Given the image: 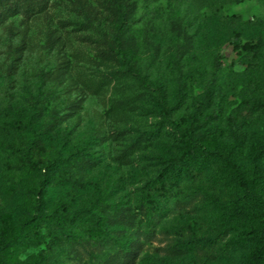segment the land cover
I'll use <instances>...</instances> for the list:
<instances>
[{
	"label": "rangeland",
	"instance_id": "1",
	"mask_svg": "<svg viewBox=\"0 0 264 264\" xmlns=\"http://www.w3.org/2000/svg\"><path fill=\"white\" fill-rule=\"evenodd\" d=\"M135 2L124 37L128 52L134 51L135 73L105 52L114 44L112 0H37L40 10L11 13L0 24V213L12 226L31 210L40 167L51 158L66 160L51 187L50 209L60 202L94 203L108 211L113 205L131 206L140 223L144 186L159 168L152 156L168 154L180 143L192 101L213 75L215 59L225 94L221 115L205 126L206 142L224 149L230 144L229 114L236 108L247 140L238 161L251 171L253 139L264 134V0ZM235 31L240 36L232 43ZM180 84L187 88V102L169 113L166 107ZM73 103L79 106L70 107ZM10 105L28 115L40 111V117L29 128H15ZM212 109L213 103L204 114ZM50 122L52 133L42 136ZM36 136L41 148L33 144ZM78 148L86 149L87 164L67 160ZM15 163L27 167L16 169ZM226 172L225 163L215 162L183 185L225 198L230 194L223 184ZM214 211L210 202L195 213L171 210L160 227L187 223L194 232L213 233L219 227ZM256 221L251 209L222 224L230 242L216 256L167 255L157 248L165 241L155 240L145 245L136 264H250L256 248L241 230ZM38 250L28 247L19 257H34Z\"/></svg>",
	"mask_w": 264,
	"mask_h": 264
},
{
	"label": "trees",
	"instance_id": "2",
	"mask_svg": "<svg viewBox=\"0 0 264 264\" xmlns=\"http://www.w3.org/2000/svg\"><path fill=\"white\" fill-rule=\"evenodd\" d=\"M115 24L114 44L106 50L112 58L127 64V71L136 72L134 51L128 52L125 34L136 8L135 0H112ZM37 0H0V24L11 13L24 12L32 15ZM263 30V27L262 29ZM239 32L230 37L236 43ZM260 40L263 41L262 36ZM130 45H133L131 43ZM128 52V53H127ZM221 63L214 61V72L202 88L199 96L192 101V111L188 125L180 132V143L168 154L152 156L159 165L156 174L150 177L139 203L140 223L132 207L113 205L112 211L100 209L96 204L70 207L60 202L50 209L51 187L62 174V158L47 159L40 167L37 184L32 188V205L27 215L12 226L9 218L0 213L4 229L0 232V264H136L147 243L158 240L165 244L158 250L167 255L195 252L203 257L216 256L230 239H227V220L239 217L255 209L256 224L250 229H242L245 240L251 242L256 251L249 259L250 264H264V134L254 137L251 151V171L242 169L238 157L243 153L247 140L244 120L238 110L229 114L230 144L224 149L209 146L206 142L208 129L205 126L219 118L223 108L224 87L218 83L217 70ZM188 92L180 84L173 102L166 107L169 113L180 110L187 102ZM213 103V109L204 114L205 108ZM79 106L73 103L70 107ZM15 128H29L40 117V111L28 115L25 110L10 105ZM58 114V113H56ZM198 116H202L198 122ZM57 120L59 117L55 115ZM55 120V121H56ZM54 124L50 122L40 131L42 136L51 134ZM34 146H43L40 137H35ZM85 148L69 153L67 160L74 165L88 162ZM215 162H223L227 167L223 184L230 194L225 197L211 195L207 190L183 185L188 178H194ZM16 169L27 167L12 164ZM44 170V171H42ZM210 202L219 227L213 233L194 232L189 225L182 224L176 229L161 228L160 225L171 210L198 212ZM222 224L226 225L225 227ZM186 233L177 236L176 231ZM224 242V244H222ZM28 247L39 248L34 257L21 259L19 255Z\"/></svg>",
	"mask_w": 264,
	"mask_h": 264
}]
</instances>
